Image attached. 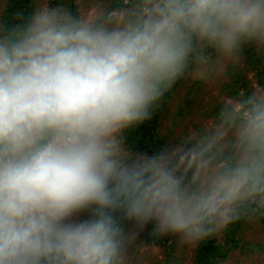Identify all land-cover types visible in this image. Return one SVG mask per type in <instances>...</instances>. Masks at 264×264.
Segmentation results:
<instances>
[{
  "label": "clouds",
  "instance_id": "1",
  "mask_svg": "<svg viewBox=\"0 0 264 264\" xmlns=\"http://www.w3.org/2000/svg\"><path fill=\"white\" fill-rule=\"evenodd\" d=\"M13 15L0 26V264H122L133 230L196 242L264 199V95L232 103L197 144L129 157L120 141L194 39L226 56L264 45V0H148L119 29L62 7ZM233 129L238 159L213 167Z\"/></svg>",
  "mask_w": 264,
  "mask_h": 264
},
{
  "label": "rangeland",
  "instance_id": "2",
  "mask_svg": "<svg viewBox=\"0 0 264 264\" xmlns=\"http://www.w3.org/2000/svg\"><path fill=\"white\" fill-rule=\"evenodd\" d=\"M147 3L148 0H33V10L45 6L62 7L78 20L95 18L98 23L119 29ZM8 4L9 0H0V26L4 25L3 15ZM256 55L262 60L256 61ZM262 65L264 45L256 42L241 43L239 49L230 56L216 49L209 57L199 59L169 99L160 118L158 127L159 136L163 139L162 149L199 143L216 131L221 124V113L232 103H243L254 95H264ZM126 130L121 133L120 141L124 151L131 157L137 153L127 151L123 145L121 137ZM239 154L235 130L227 131L212 154L213 167L233 163ZM191 176L190 172L189 179ZM253 214L245 216L246 221L236 231V235L229 231L232 219L209 235L221 242L223 248H233L222 264H264V224L260 216ZM127 227L132 229V225ZM200 241L185 242L179 235L171 233L153 235L152 226L149 225L140 232L133 230L125 244L122 264H196Z\"/></svg>",
  "mask_w": 264,
  "mask_h": 264
},
{
  "label": "trees",
  "instance_id": "3",
  "mask_svg": "<svg viewBox=\"0 0 264 264\" xmlns=\"http://www.w3.org/2000/svg\"><path fill=\"white\" fill-rule=\"evenodd\" d=\"M23 11L28 14L33 11V0H9L6 14L3 15V24L12 25L18 21L14 18L16 11ZM216 48L208 44L206 41H193V51L188 57L186 65L181 74L174 80L171 86L163 93V95L153 104L151 116L149 119L127 128L126 132L122 135V142L126 150L135 153H146L152 155L158 153L162 149L163 139L159 136V122L163 114L165 106L169 99L178 90L180 85L184 82L188 72L197 64L202 57H209L215 53ZM256 61L262 60L261 57L256 55ZM264 69V65L261 66ZM264 199L261 197L250 198L244 204L238 206L234 218L229 225L231 234L236 235V231L245 223L247 214H253L261 217L264 224ZM234 239V237H233ZM232 239V240H233ZM237 241V239H235ZM238 243V241H237ZM233 248L228 246L223 248L221 242L216 238L209 236L201 239L197 248V262L196 264H222L227 258Z\"/></svg>",
  "mask_w": 264,
  "mask_h": 264
}]
</instances>
